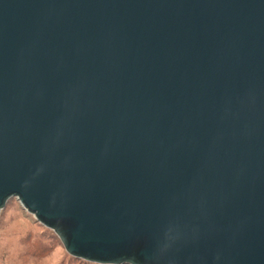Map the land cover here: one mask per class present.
I'll list each match as a JSON object with an SVG mask.
<instances>
[{
    "label": "water",
    "instance_id": "1",
    "mask_svg": "<svg viewBox=\"0 0 264 264\" xmlns=\"http://www.w3.org/2000/svg\"><path fill=\"white\" fill-rule=\"evenodd\" d=\"M73 257L264 264V0H0V213Z\"/></svg>",
    "mask_w": 264,
    "mask_h": 264
},
{
    "label": "rangeland",
    "instance_id": "2",
    "mask_svg": "<svg viewBox=\"0 0 264 264\" xmlns=\"http://www.w3.org/2000/svg\"><path fill=\"white\" fill-rule=\"evenodd\" d=\"M74 258L16 197L7 201L0 213V264H87Z\"/></svg>",
    "mask_w": 264,
    "mask_h": 264
},
{
    "label": "trees",
    "instance_id": "3",
    "mask_svg": "<svg viewBox=\"0 0 264 264\" xmlns=\"http://www.w3.org/2000/svg\"><path fill=\"white\" fill-rule=\"evenodd\" d=\"M74 259H79V260H81L82 262L87 263V264H99V263L86 261V260H84V259H80V258H76V257H75Z\"/></svg>",
    "mask_w": 264,
    "mask_h": 264
}]
</instances>
